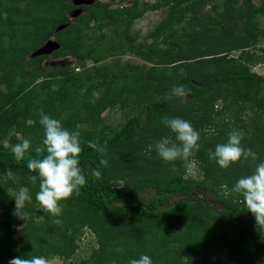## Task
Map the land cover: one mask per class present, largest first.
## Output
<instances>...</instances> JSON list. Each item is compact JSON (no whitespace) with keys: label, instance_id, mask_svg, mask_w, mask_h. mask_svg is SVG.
Returning a JSON list of instances; mask_svg holds the SVG:
<instances>
[{"label":"trees","instance_id":"trees-1","mask_svg":"<svg viewBox=\"0 0 264 264\" xmlns=\"http://www.w3.org/2000/svg\"><path fill=\"white\" fill-rule=\"evenodd\" d=\"M95 1L66 28L70 34L62 36L58 28L70 23L68 12L75 7L69 0H0V264L32 256L65 264H129L141 255H148L153 264H264V233L242 197L231 191L239 178L264 161V75L253 71L264 65V49L250 50L264 37L258 19L264 15V0L258 5L254 0H133L113 10ZM211 4L214 13L198 17ZM163 7L169 8L168 14L149 33L152 41L137 42L138 36L128 32L133 22ZM187 17V29L178 30ZM102 19L120 25H115L119 40L99 49L102 43L94 47L89 41L93 31H102ZM54 37L60 44L52 53L56 59L112 62L81 78L74 77L81 72L67 60L64 66L43 65L48 55L33 54ZM105 37L103 33L99 39ZM207 45L217 48L204 53L201 48ZM236 51L239 56L232 58ZM129 53L151 66L118 59ZM177 85L190 94L174 96L171 90ZM37 87L42 91L36 92ZM77 88L82 89L80 95ZM93 91L101 93L95 103ZM116 109L128 113V119L108 127L102 115ZM41 114L80 132L79 167L87 178L79 196L61 201L62 214L55 218L42 212L35 199L39 179L35 185L28 180L37 175L27 168V160L36 157L35 147L44 138ZM165 116L185 119L199 131L200 147L191 159L202 180L186 178L182 161L166 163L157 155L156 142L174 138L162 123ZM79 123L88 127L79 129ZM234 129L243 131L242 145L254 150L257 160L221 168L208 158V151L225 143ZM25 138L32 147L18 163L11 147ZM87 141L106 145L103 157ZM102 158L107 167L100 164ZM9 168L14 180L6 176ZM21 186L32 195L24 209L26 220L13 215L15 200L9 195ZM151 188L156 191L153 198L145 196ZM194 189L211 194L212 200L193 198ZM238 213H246L250 221L233 220ZM86 234L95 245L87 258L75 260Z\"/></svg>","mask_w":264,"mask_h":264},{"label":"clouds","instance_id":"clouds-1","mask_svg":"<svg viewBox=\"0 0 264 264\" xmlns=\"http://www.w3.org/2000/svg\"><path fill=\"white\" fill-rule=\"evenodd\" d=\"M171 91L174 96L180 98L190 94V90L186 89L184 85L174 86ZM100 96L99 91H93L91 102L95 103L100 99ZM39 122L44 129V138L42 144L35 147L36 157L27 160V168L37 175H30L28 180L35 185L39 179V190L35 194V199L42 212L51 214L55 218L62 214L61 201L70 199L73 195L79 196L81 189L87 183V178L79 167V156L82 152L79 139L80 132L63 127L60 120L47 114H41ZM162 123L170 129L174 138L173 136H165L156 142L155 151L157 155L166 163L182 161L186 178L194 175L197 163L191 157L200 147L199 131L189 121L180 117L169 118L165 116L162 118ZM243 138V131L238 129L230 131L225 143L217 144L214 151L209 149L208 158L215 161L221 168H228L241 160L256 161L257 153L242 145ZM87 144L103 157L106 152V145L102 146L98 141H87ZM31 147L32 144L28 138L13 145L11 152L16 162L23 161ZM151 148L152 145H149V149ZM100 164L107 167L108 161L102 158ZM94 175L99 179L101 173L96 170ZM6 176L8 179H15V174L11 168L7 169ZM231 191L242 197L247 211L251 212L255 218L258 230L264 233V161L256 164L250 174L239 178ZM9 195L15 200L13 215L18 219L26 220L27 214L24 209L26 203L32 201L29 188L21 186L18 191L9 192ZM43 218L41 216L39 219ZM53 223L60 224L62 221L53 219ZM116 251L122 252L123 249L117 248ZM8 264H53V260L45 256L15 257L10 259ZM113 264H116L115 260ZM129 264H153V261L148 255H141L138 259H131Z\"/></svg>","mask_w":264,"mask_h":264},{"label":"rangeland","instance_id":"rangeland-1","mask_svg":"<svg viewBox=\"0 0 264 264\" xmlns=\"http://www.w3.org/2000/svg\"><path fill=\"white\" fill-rule=\"evenodd\" d=\"M69 1L75 7L71 11L68 12L70 23L58 28V30H61L62 36L69 35L70 33L66 30V28L69 25H72V24L74 25L76 23V20L80 16L87 13L88 9L90 7H93L96 3L95 0H69ZM132 1L133 0H127L123 3H121L118 0H101V3L102 4H109L110 5L109 10L110 9L113 10V9H117L119 6L130 5V4H132ZM139 1L142 3L145 2L148 4L155 2V0H139ZM259 2H260V0H254V3L256 5H258ZM213 4H214V2H213ZM213 4H211L210 6L204 8L201 12H199L198 17H202L203 15H206V16L212 15L214 13V10L212 8ZM168 10H169L168 7H163V8H160L158 10H152V9L148 10L142 18L136 19L133 22V24L130 27L128 32L130 34H134V35L138 36L137 42H142L144 40H148L149 42H151L152 39H150V38L148 39L149 33L154 32L156 30V26L167 16ZM108 19H102L101 23H105V25L102 27V31L99 29L93 31L94 37H92L91 40L89 41L90 44H93L94 47L95 46L98 47V42L102 43V45H100L99 49H102L105 45L107 46L108 44H110L112 42V40H115L116 42H118V40H119V37L116 36L115 25L116 26H120V25L118 23L117 24L110 23V21ZM258 19H259V28L263 30L264 29V15L263 14L260 15ZM188 20H189V17H187V19L179 25L178 30L183 31L184 28L187 29ZM94 23H95V21L92 22L91 28L95 27ZM101 23H100V25H101ZM191 30H193V29H191ZM198 30H199V26L196 28V31H198ZM102 32L106 34V37H105V39L100 40L99 37L101 34H103ZM54 45L55 46L58 45L60 47V44L56 40L55 37L52 38V40L49 41L39 52H42L43 54H45L44 52L52 49ZM215 48H217V46L207 45L206 47H202L201 51H203L204 53H213L214 52L213 50H215ZM99 49H98V51L93 50L94 51L93 53L94 54L100 53ZM262 49H264V37H260L258 43L250 48L251 52H253V53L254 52L260 53ZM39 52L33 54V57H36ZM239 52L240 51L233 52L231 54V57L237 58L240 54ZM39 55H42V54H39ZM47 55L48 56L44 60L43 65L54 66L56 64H60V65L64 66L68 62V64L73 69H75L77 72H81V73H73L75 78H81L87 73H93L94 68L101 66V64L104 65V64H108V63L112 62L111 59H106L107 61L105 60L102 63L97 64V63H95V61H93L91 59H87L84 62H81V60H78L77 58H73V57H65V59L60 57V58L56 59L52 56V53H48ZM30 57L32 58V56H30ZM118 59L124 63L139 64V65L144 66V67H148V66L150 67L151 66L150 63H145V61L141 60L139 57H136L135 55H132L131 53L126 54V55H124V57H120ZM66 60H67V62H66ZM253 70L257 74L264 75V65L263 64L256 66ZM82 73H84V74H82ZM90 83H91V85L93 84V87H94V79ZM86 84H87V82H86ZM73 88H74V86L70 84L69 89H70L72 95L74 94ZM39 89H40V91H42L43 88L37 87L36 92H38ZM75 92L77 93V95H80L82 93V89L77 88V89H75ZM41 96L43 97L44 95H41ZM221 104H222L221 101H219L217 103V105L219 107L221 106ZM66 115H68V114H65V116ZM127 115H128V113L123 112L121 109H116L114 111L108 110V111L104 112L102 116L105 117V121H106V124L108 127L110 126L111 128H115L120 123H122V122L124 123L127 121V119H128ZM30 123H32V121H30ZM79 125H80V127H78L79 129L80 128L83 129V128L88 127L85 123H79ZM41 130H43L42 132H44L43 127L41 128ZM19 136H20L19 138L22 139V135L19 134ZM6 144H7V142H6ZM192 176H195L194 178H196V179L200 178L202 180V177H199V171L197 169H196V173ZM222 192H224V191H222ZM145 196H147L149 198H153L154 196H156V191L152 188L147 189ZM201 197L207 198L209 201L212 200V198H213L211 194L205 193L202 190L194 189L193 198H201ZM178 199H181V197L180 196L177 197L176 200H178ZM187 199H189V198H187ZM190 200H191V198H190ZM216 206L219 208H222V205H220V204H217ZM231 218L233 220H237L241 223H247L250 221V217L246 213H243V214L238 213L236 216L231 217ZM94 245H95V242H93V239L90 238V236H87V234H86V236L83 238V241L81 243L80 251L78 252V254L76 255V257L74 259L80 260L82 258H87L90 255L91 249ZM53 264H65V263L63 261H61L60 259L56 258L55 260H53Z\"/></svg>","mask_w":264,"mask_h":264},{"label":"water","instance_id":"water-1","mask_svg":"<svg viewBox=\"0 0 264 264\" xmlns=\"http://www.w3.org/2000/svg\"><path fill=\"white\" fill-rule=\"evenodd\" d=\"M58 48H59L58 45H56V46L54 45L52 49H50V50H48V51H45L44 53H45V54L53 53V52H54L56 49H58ZM39 51H40V50H39ZM39 51H38V52H39ZM36 53H37V52H36ZM39 54H43V53H42V52H39L38 55H39Z\"/></svg>","mask_w":264,"mask_h":264}]
</instances>
